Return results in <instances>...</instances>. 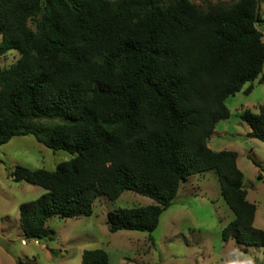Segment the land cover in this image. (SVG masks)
I'll use <instances>...</instances> for the list:
<instances>
[{
    "label": "trees",
    "instance_id": "trees-1",
    "mask_svg": "<svg viewBox=\"0 0 264 264\" xmlns=\"http://www.w3.org/2000/svg\"><path fill=\"white\" fill-rule=\"evenodd\" d=\"M256 3L202 11L189 0H0V55L19 54L0 69V145L31 134L74 155L52 171L7 168L12 180L44 189L19 205L25 239L52 241L50 218L88 216L96 197L131 190L153 202L109 210L107 229L145 232L154 247L180 184L212 170L233 214L222 241L241 253L264 247L237 153L207 145L229 117L225 99L264 82ZM240 119L264 143V100ZM80 264H109L107 252L86 249Z\"/></svg>",
    "mask_w": 264,
    "mask_h": 264
},
{
    "label": "rangeland",
    "instance_id": "rangeland-1",
    "mask_svg": "<svg viewBox=\"0 0 264 264\" xmlns=\"http://www.w3.org/2000/svg\"><path fill=\"white\" fill-rule=\"evenodd\" d=\"M237 1L189 0L202 11L230 7ZM259 6L261 20L255 25L264 41V0ZM28 24L34 29L32 21ZM18 57L16 50L1 54L0 69ZM252 85L249 94L237 92L225 99L229 117L216 123L207 145L215 151L238 153L236 163L243 174L246 198L256 205L253 225L264 230V143L247 137L248 126L240 119L245 110L257 113L264 100V82L258 83L256 79ZM73 156L64 150L53 152L31 134L14 136L0 145V264H80L82 252L94 248L107 252L109 264H264V247L250 246L246 253H241L234 240L222 241L221 230L233 219V214L222 199L212 170L191 175L180 184L173 203L162 212L152 232L154 247L145 232L107 229L109 210L153 202L131 190L123 191L114 200L96 197L88 216L50 218L47 225L56 233L52 241L25 239L19 228V205L37 198L44 189L12 180L7 168L22 165L52 171L58 163ZM50 248L56 252L51 253Z\"/></svg>",
    "mask_w": 264,
    "mask_h": 264
},
{
    "label": "water",
    "instance_id": "water-1",
    "mask_svg": "<svg viewBox=\"0 0 264 264\" xmlns=\"http://www.w3.org/2000/svg\"><path fill=\"white\" fill-rule=\"evenodd\" d=\"M259 7H260L259 6V1L257 0L256 7H255V19H257V14H258V11H259Z\"/></svg>",
    "mask_w": 264,
    "mask_h": 264
},
{
    "label": "crops",
    "instance_id": "crops-1",
    "mask_svg": "<svg viewBox=\"0 0 264 264\" xmlns=\"http://www.w3.org/2000/svg\"><path fill=\"white\" fill-rule=\"evenodd\" d=\"M241 92V91H240ZM248 126V125H247ZM249 131V127H247V132ZM215 132V131H214ZM208 142H209V140H208ZM215 151V150H214ZM236 152V151H235ZM237 153V152H236ZM237 155H238V153H237ZM236 161H237V157H236ZM237 164V163H236ZM239 168V167H238Z\"/></svg>",
    "mask_w": 264,
    "mask_h": 264
}]
</instances>
